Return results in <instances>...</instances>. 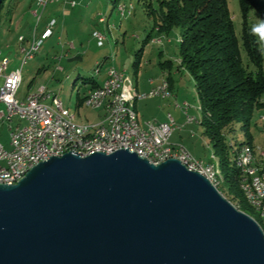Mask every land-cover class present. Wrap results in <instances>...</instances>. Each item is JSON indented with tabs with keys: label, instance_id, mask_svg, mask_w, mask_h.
I'll return each mask as SVG.
<instances>
[{
	"label": "water",
	"instance_id": "1",
	"mask_svg": "<svg viewBox=\"0 0 264 264\" xmlns=\"http://www.w3.org/2000/svg\"><path fill=\"white\" fill-rule=\"evenodd\" d=\"M0 264H264V234L177 159L67 153L0 184Z\"/></svg>",
	"mask_w": 264,
	"mask_h": 264
},
{
	"label": "rangeland",
	"instance_id": "2",
	"mask_svg": "<svg viewBox=\"0 0 264 264\" xmlns=\"http://www.w3.org/2000/svg\"><path fill=\"white\" fill-rule=\"evenodd\" d=\"M74 1L77 2V7L63 6L59 11L54 10L53 5L50 4L39 24L29 11V7L31 4H35L36 0H21V4L15 13L16 16L11 22L9 19L11 14L8 15L6 10L7 5L11 4L14 10L17 2L13 0L6 2L5 8L1 11L0 47L2 50H6L8 47L6 52L12 53L10 55L11 61L18 58L17 64L14 67H12L14 63L11 64L9 70L21 68L23 65V55L18 57L22 45L20 36L26 38L23 44L24 47L29 48L34 37L35 27L37 26V37L39 38L47 22L52 18L57 19L54 35L44 41L34 59L28 61L23 67V81L18 92V98H24L30 91H37L45 87L52 96L63 103L66 110L75 115L79 124H98L105 113L103 108L92 109L85 104L78 107V96L83 97L88 88L84 81L94 79L104 85L109 67L115 66L125 75L129 84L134 85L133 80L136 79L134 63L138 58V53L144 48L138 69L139 77L142 76L143 80L158 79L163 74L161 63L171 61L176 87L180 84L184 90L189 89L186 93L192 94L191 98L194 103L198 102L192 76L187 71H183L182 76L176 75L180 61V28H174L168 35L163 34L161 43L144 45V40L149 34L152 33L154 39L159 36L157 31L153 30L158 18L149 15L139 0ZM228 3L236 32L240 37L242 16L239 2L238 0H228ZM130 4L133 5L131 15L122 17L119 11L120 5L128 7ZM67 11L70 12L69 15L66 14ZM99 16H105L114 28L109 31L106 24L99 23ZM21 17L23 20L20 22ZM249 23L258 35L264 57V23L255 11L250 12ZM94 30L102 31L107 38L103 47L98 46L93 37ZM243 55L246 58L245 52ZM98 64L101 67L100 72V68L97 67ZM47 105L53 106L52 99L47 100ZM233 128L234 131L228 133V140L230 144H233L230 152L234 159V150L241 144H248L249 138L245 135L241 125L236 124ZM185 130L184 127H180V130L175 131L171 143L174 140H179L185 144L193 156L202 159L205 163H215L213 144L203 134L202 129L200 127L196 129L195 136L192 138L187 136ZM250 134L255 149L259 153L260 150L264 151V109L254 113ZM222 181L221 189L224 190V176H222ZM224 194V197L237 209L240 208V199L231 195L228 188L224 190ZM244 209L248 215L258 219L254 210Z\"/></svg>",
	"mask_w": 264,
	"mask_h": 264
},
{
	"label": "trees",
	"instance_id": "3",
	"mask_svg": "<svg viewBox=\"0 0 264 264\" xmlns=\"http://www.w3.org/2000/svg\"><path fill=\"white\" fill-rule=\"evenodd\" d=\"M4 0L0 7L5 8ZM149 15L158 18L154 29L159 35L169 34L174 28L181 29L179 69H185L194 79L201 106V119L197 120L203 134L213 144L214 156L224 176V190L240 199V210H253L240 188L241 167L231 157L228 133L241 125L248 144L252 138L250 127L254 113L264 109V68L263 51L258 35L250 26L249 16L255 11L264 23V0H238L242 16V32L239 37L228 0H139ZM13 6L7 5V14L13 13ZM122 17L131 15L133 5H124ZM156 20V19H155ZM101 23V22H100ZM103 33V32H102ZM104 34V33H103ZM153 34L144 40L149 44ZM144 48L138 53L135 69H138ZM245 52L246 58H244ZM172 64L171 61L161 65ZM99 72L101 71L100 64ZM171 84V79L166 78ZM89 85L83 97L78 96V107L83 106L88 94L102 88L103 84L86 79ZM171 87V85H170ZM89 91V92H88ZM236 148L234 155L236 156ZM224 190L220 188L222 194ZM225 195V194H224ZM247 213V212H246Z\"/></svg>",
	"mask_w": 264,
	"mask_h": 264
},
{
	"label": "built area",
	"instance_id": "4",
	"mask_svg": "<svg viewBox=\"0 0 264 264\" xmlns=\"http://www.w3.org/2000/svg\"><path fill=\"white\" fill-rule=\"evenodd\" d=\"M60 1L36 0V7L31 10V13L38 20L37 24L42 21L48 6ZM68 3L71 7L77 5L74 0ZM121 11L126 12L124 5ZM99 22H101V16ZM56 25L57 19H50L39 38L37 37V26L35 27L30 47H21L22 64L26 65L28 61L34 59L44 41L54 34ZM93 37L96 39L98 46H104L100 31H95ZM19 39L20 42H24L25 37L20 36ZM10 63V59L3 56L0 49V103L6 105L9 119L12 116H18L25 122V125L10 128L11 142L9 149L0 143V184L14 185L18 183L26 177L33 167L52 157H61L67 153H73L84 158L95 153L112 154L119 150H129L155 165L169 159H177L189 171L198 172L209 180L207 166L202 164V159L193 156L183 145L171 143L172 133L177 128L171 113L168 114L166 122H146L147 132H138L135 128L127 129L124 115H129V113L124 112V103L120 96V100L115 104L122 105L123 122L120 125H112L111 122L107 129H79V136H69L68 128L77 129V127L69 123L68 114L67 120H56L54 113L48 112L47 100L49 99L56 102L58 110H66L62 105H58V99L52 96L45 87L29 94L25 101H18L17 93L22 83L23 74H17V69L9 70ZM123 79V74H118L115 67H110L105 81V93L110 88H119L120 90ZM159 89H162L160 85L154 90ZM154 90L148 92V94H152V97H154ZM99 103L100 99H98V109ZM115 105L114 107H108L114 108V115L116 114ZM187 108H189V104L185 103L183 109L187 111ZM193 122H195V118L188 116L187 123L192 124ZM81 141H94V143H97V150H80ZM148 145H155V152H148ZM245 174L243 172L244 178ZM253 174L258 176L256 171Z\"/></svg>",
	"mask_w": 264,
	"mask_h": 264
},
{
	"label": "bare ground",
	"instance_id": "5",
	"mask_svg": "<svg viewBox=\"0 0 264 264\" xmlns=\"http://www.w3.org/2000/svg\"><path fill=\"white\" fill-rule=\"evenodd\" d=\"M18 1V0H13ZM124 13V11H122ZM106 17L101 16V23H106ZM100 36L103 38V43L105 42V35L100 32ZM25 64L22 65V68ZM118 71V70H117ZM17 74H21L17 73ZM118 74H123L118 71ZM124 77V74H123ZM124 83V79H123ZM162 89L154 90L157 87H154V97L162 96L164 98L171 97L172 92L170 90L169 83L167 81L162 82L160 84ZM152 91V90H151ZM150 91V92H151ZM106 92V82L99 90L91 92L88 94L87 99L85 100V106L89 103L90 108L98 109V99H100L99 109L105 110V115L103 120L98 124H79L76 121L75 115L71 114L69 110L61 111L58 110V106L56 102L52 100L53 106L47 105V109L49 113H54V117L56 120H67V114L69 115V123L76 126L75 128H68L69 136H79L80 130H99V129H107L112 122V125H120L123 122V110L122 105H115L118 100H120V96L122 97L124 103V112L129 113V115H124V122L127 123V129H134L138 132H147V124L142 126L138 119V114L135 109L132 107L131 103L128 101L126 95L123 92V85H120L119 88H110ZM152 97V94H143L139 95L140 99H145ZM58 105H62L63 103L58 100ZM115 112L114 115V107ZM64 107V106H63ZM188 110V108H187ZM195 122L197 120L195 119ZM80 150L82 151H95L97 150V143L94 141H81ZM148 152H155V145H148ZM213 158L216 160L215 163H205L202 160V164L207 166V171L209 174V181L220 191L222 185V176L219 167V161L213 155ZM235 160L238 165L241 167V179H240V188L245 196L250 207L255 211L258 216V219H255L260 225L263 234H264V151L260 150V153L257 149L252 148L251 146L245 145L241 146L236 150ZM254 171L258 173V176H254ZM243 172L245 174V178L243 177ZM257 186V187H255ZM262 188V189H260ZM221 192V191H220Z\"/></svg>",
	"mask_w": 264,
	"mask_h": 264
},
{
	"label": "crops",
	"instance_id": "6",
	"mask_svg": "<svg viewBox=\"0 0 264 264\" xmlns=\"http://www.w3.org/2000/svg\"><path fill=\"white\" fill-rule=\"evenodd\" d=\"M69 1H71V0H61L60 2L52 3L54 10L57 9L59 11V10H61L63 8V6H69L70 5L68 3ZM16 2H17V4L15 5L14 11H13L12 15L10 16L11 18H9L10 22L12 21V19L15 18V16H16L15 13L18 10V7L21 4V0H18ZM77 6H78V4L75 7H77ZM24 7H25V5H24ZM35 7H36V3L35 4L34 3L31 4V6L29 7L30 13H31V10L33 8H35ZM75 7H72V8H75ZM86 8H89V7L86 6ZM66 14L69 15L70 12L67 11ZM31 15H32V13H31ZM99 18H100V16H99ZM22 20H23V17H21L20 22ZM102 24H106L107 25V29L109 31L114 28L113 25H110L108 19H107L106 23H102ZM5 26H6V24H5ZM95 31H100V30H94L93 33ZM156 31H157V29H156ZM100 32H102V31H100ZM54 33H55V31H54ZM161 37H162V35H159L155 39L152 38V40L149 42V44L150 43H157L158 44L159 42L161 43L162 42V38ZM25 40H26V38H25ZM25 40H24V42H25ZM24 42H21L22 43L21 47L25 46L23 44ZM0 49H1V47H0ZM7 49H8V47H6V50ZM6 50H2L1 49L2 54H3V56H6V57H8L10 59L11 58L10 55L12 53L6 52ZM19 55L20 56H18V57H22L23 54L21 53V51H19ZM17 61H18V58L16 60H12L11 63H10V66H11V64L14 63L13 66H12V67H14L17 64ZM10 66H9V68H10ZM111 67H115V66H111ZM161 67H162V70H163V74L158 79L143 80L142 76L140 78L139 77V73L135 72L136 79H135V81L133 80V84L134 85H130L129 82L126 80L125 75H124V84H123L124 91L123 92L127 96L128 101L131 103L132 107L137 112L139 122H140V124L142 126H145L146 122H148V121H156L157 123L166 122L168 120V114L171 113L173 118H174V120H175V122H176V126H177V128L172 133L171 139H172L175 131L180 130V127H184V129H186L185 132H186L187 136L192 138V137L195 136V131L199 127L203 131V128H202V126L199 123H197V122H193L192 124L187 123V117L188 116H192L196 120H200L201 117H202V115H201V106H200V103H199V98H198L197 91L195 93H196V97L198 99V102L194 103L192 101V98H191L192 94L191 93H186L189 89L184 90L183 86H180V84L178 85V87H176L177 84H176L175 78L173 76V64H167V65H164V66L161 65ZM22 70H23L22 67L18 68L17 72L20 71L21 74H22ZM116 70H118V69L116 68ZM118 71H120V70H118ZM183 71L186 72L185 69H179L178 68L177 72H176L177 73L176 75H181L182 76L183 75ZM168 77L171 79V84H169V86L171 85V87H170V90L172 92V96L171 97L163 98L161 96H156V97L145 98V99H140L139 98L140 94H145V93L150 92L151 90L154 89V87H157L158 85L162 84V82L166 81V78H168ZM22 81H23V79H22ZM85 86L89 87V85H85ZM194 87L196 88L195 83H194ZM18 92H19V90H18ZM35 92H36L35 90L30 91L27 94V96L24 97V98H18V93H17V99L20 102L25 101L26 98L29 96V94L35 93ZM185 103L189 104V108H188L187 111L185 109H183V106L185 105ZM104 115H105V113H104ZM104 115L102 116L101 120H103ZM77 123H79V122H77ZM81 124H93V123H81ZM24 125H25V122L22 121L18 116H12V118L9 119L6 105L3 104V103H0V143H2L5 148H7V149L10 148V142H11L10 128L11 127H17V126L21 127V126H24ZM172 143L173 144H182L184 147H186L185 144L180 142L179 140H174V142H172Z\"/></svg>",
	"mask_w": 264,
	"mask_h": 264
}]
</instances>
